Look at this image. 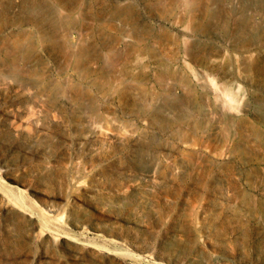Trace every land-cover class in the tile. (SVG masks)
I'll use <instances>...</instances> for the list:
<instances>
[{"label": "rangeland", "instance_id": "1", "mask_svg": "<svg viewBox=\"0 0 264 264\" xmlns=\"http://www.w3.org/2000/svg\"><path fill=\"white\" fill-rule=\"evenodd\" d=\"M25 1L0 0L1 53L43 64L0 83V264H264V10Z\"/></svg>", "mask_w": 264, "mask_h": 264}, {"label": "bare ground", "instance_id": "2", "mask_svg": "<svg viewBox=\"0 0 264 264\" xmlns=\"http://www.w3.org/2000/svg\"><path fill=\"white\" fill-rule=\"evenodd\" d=\"M223 1L224 0H212V2H214V3H221V4L223 3ZM233 1H235V3H236V0H233ZM239 1H240L239 3L242 4L243 9L250 10L252 15L256 16L258 20L260 19V17H259V16H261L260 13L264 10V0H239ZM25 2H27L28 4L33 5V6L35 5L36 6L35 11H36V9L37 10L39 9L38 6L40 5V3L38 0H26ZM237 3H238V0H237ZM32 11H34V10H32ZM41 13H40L41 15H37V17L35 18L36 19V22L34 24L35 27H38L39 29L42 30L43 24H45L47 22H49L52 26H58L57 23L59 20L57 18H55V17L53 18V17H49L47 15H44V13H47V11L45 9H41ZM215 14H217V12ZM263 25H264L263 21L259 20L257 22V24H255L254 26H251V27H252V30L253 29L256 30L259 28H263ZM54 31L55 30H52V32H49V31L41 32L39 43H42L45 41L47 42V41L53 39L56 36V32H54ZM95 44H93V46H92V51H94L96 53L98 51L96 50ZM6 51H7V53H5V54L1 53V51H0V83H4L8 79H13L14 77L17 78L20 75V72L21 71L24 72V70L26 72H28L31 76H32V74L36 75V72L39 69L38 67L39 66L41 67L43 65V64H41V65L38 64V61H39L38 53H36L35 57H33L31 60H29L28 62H25V61H23L22 56L20 57L19 54H17L18 51L15 52L14 49H12V47H8ZM56 87H57V89L55 91L57 93L63 94L65 92V90H63V88L60 84H58ZM55 91H52L49 93L50 97L55 95ZM44 97H45V94H44ZM48 97H49V95L47 96V98ZM32 100L34 101V104L37 107V109L34 112L33 117L30 120V123L35 127L36 133L38 134L39 138H44L49 133V124H50V120L48 117L46 106L42 103L41 99H38L37 95H34ZM155 170H156V167L152 165L151 167L148 168L147 174L148 175L154 174ZM174 175H175V172L173 171L172 168H170L166 171V173L163 174L162 179H172L174 177ZM6 260L8 263L9 262L11 263L12 257L8 256L6 258Z\"/></svg>", "mask_w": 264, "mask_h": 264}]
</instances>
